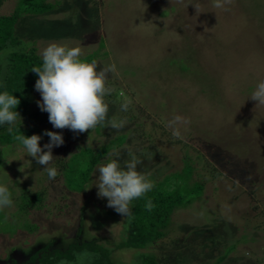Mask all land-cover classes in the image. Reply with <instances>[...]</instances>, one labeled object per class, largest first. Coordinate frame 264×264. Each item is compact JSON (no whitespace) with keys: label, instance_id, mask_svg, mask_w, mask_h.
<instances>
[{"label":"rangeland","instance_id":"374dc122","mask_svg":"<svg viewBox=\"0 0 264 264\" xmlns=\"http://www.w3.org/2000/svg\"><path fill=\"white\" fill-rule=\"evenodd\" d=\"M16 1L4 0L0 15L11 13ZM47 1L61 5L42 17H24L16 34L28 36L40 57L56 42L80 47V59L95 55L96 71L115 64L116 71L107 74L112 91L104 99L109 118L126 123L119 131L55 129L48 113L37 107L40 93H32L22 123L57 132L64 143L52 149L49 167L58 171L53 180L23 147L0 146V185L8 187L13 200L12 207L0 211V264L24 262L46 245L63 251L90 241L111 249L117 264H135L138 253L152 254L159 264H213L233 248L220 264H264V220L258 217L245 227L238 219L245 209H264V196L240 200L254 187L264 194V106L250 99L264 81V0H233L227 11L214 8V0ZM124 103L127 112L121 111ZM121 135L124 143L109 147ZM48 142L47 137L40 146ZM101 147H109V153L84 190L68 191L60 164L83 149ZM115 153L122 167L131 155L140 159L137 170L152 183L171 179L188 163L190 183L203 184L201 200L176 210L166 238L151 248L115 249L125 217L107 207L92 186L98 168ZM80 161H87L85 155ZM228 174L237 192L224 180ZM223 186L227 193L218 192ZM25 190L42 192L43 200L20 212Z\"/></svg>","mask_w":264,"mask_h":264},{"label":"trees","instance_id":"16d2710c","mask_svg":"<svg viewBox=\"0 0 264 264\" xmlns=\"http://www.w3.org/2000/svg\"><path fill=\"white\" fill-rule=\"evenodd\" d=\"M3 1L0 0V7ZM60 5V1L50 3L47 0H17L11 13L0 15V93L7 91L20 100L16 111L22 117L28 114L31 95L36 91L34 85L38 76L31 70L33 67H42V57L36 53L34 43L28 39V36L16 34V27L24 17H42L56 11ZM101 46L103 47V44ZM94 57L95 55H93V58L87 56L80 60L91 63L94 61ZM19 132L26 137H30L33 134L40 135L42 137L40 144L47 139V136L43 135L44 130L36 127H27L23 123L20 125V122H17L12 132H9L8 125L0 126V146L15 145L23 147L15 140V136ZM124 141V135L118 136L109 147L117 148ZM109 147H101L92 151L83 149L80 153L73 154L65 163L60 164L62 178L68 191L81 193L84 190L93 169L109 153ZM82 154L85 155L87 160L84 164L80 161ZM1 161L0 153V164ZM191 173L192 168L188 163H185V166L179 172H175L171 179L168 176H164L160 182L153 183L154 187L144 197L133 200L130 205L132 215L129 218L125 217L122 225V237L115 249L140 251L151 248L157 242L165 239L171 226V217L174 212L178 209L187 208L193 202L200 201L203 196V184L199 182L190 183ZM228 175L227 179L224 180L233 183L234 181L230 179L233 174ZM234 187L235 184L231 188L232 191L234 192L235 190L237 192ZM221 190L227 193L228 187H218L219 193H221ZM257 192L256 187L251 188L249 192H242L244 195L240 200L242 199L243 202V200L263 198L262 190L257 188ZM248 195L251 197H248ZM42 200V192L31 194L25 190L20 195L19 211L28 212L37 207ZM149 200L154 205L151 211L146 209V204ZM261 204H263V201H261ZM256 210L258 209L243 210L242 216L238 219L242 221L245 227L251 226L250 224L257 220L258 217H262L261 220H264L262 205L259 211ZM26 227L30 228L29 226ZM50 248V245H46L29 255L24 262H12V264H117L111 258V249L94 241L75 242L63 251ZM232 250L226 251L213 264H220L229 251ZM135 264L159 263L152 254L138 253Z\"/></svg>","mask_w":264,"mask_h":264},{"label":"clouds","instance_id":"9594fccd","mask_svg":"<svg viewBox=\"0 0 264 264\" xmlns=\"http://www.w3.org/2000/svg\"><path fill=\"white\" fill-rule=\"evenodd\" d=\"M232 2L233 0H214L213 7L227 11V6ZM194 7H199V4ZM81 55L80 47L69 48L56 42L49 43L41 51L42 67H33L31 70L38 76L34 88L40 93L41 101L36 102L37 107L48 113V121L55 129H68L79 134L89 132L97 126L121 130L126 121L110 119L109 105L104 99L112 91L107 86V74L116 71L115 64L96 71L97 63L83 62L80 60ZM250 99L256 105L264 106V81L257 84ZM19 103L20 100L7 91L0 93V126L8 125L9 132L13 131L17 121L22 124V118L16 111ZM128 108L127 103L121 105V111L127 112ZM177 120L178 117L170 121L168 126L173 127ZM43 135L49 138V142L43 147L40 146V135L26 137L19 132L15 140L23 146L29 157L43 166L48 179L53 180L58 171L55 167H49L55 159L52 149L63 145L64 140L61 134L53 131H45ZM173 135L179 138V130L174 129ZM114 155V159L98 168L99 175L92 186L98 189V198L107 200V207L129 218L132 215V201L144 197L154 185L146 174L137 170L142 161L135 155L125 160L123 167L119 162L120 154ZM12 206L13 200L8 187L0 185V211ZM153 207L149 200L146 209L151 211Z\"/></svg>","mask_w":264,"mask_h":264}]
</instances>
